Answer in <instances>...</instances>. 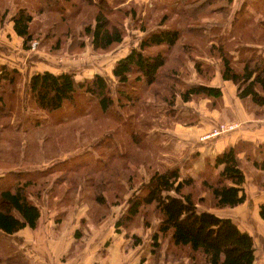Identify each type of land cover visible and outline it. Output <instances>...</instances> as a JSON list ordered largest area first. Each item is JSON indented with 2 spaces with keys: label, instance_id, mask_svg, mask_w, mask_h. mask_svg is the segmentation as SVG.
<instances>
[{
  "label": "trees",
  "instance_id": "obj_1",
  "mask_svg": "<svg viewBox=\"0 0 264 264\" xmlns=\"http://www.w3.org/2000/svg\"><path fill=\"white\" fill-rule=\"evenodd\" d=\"M117 1L122 2L0 0V25L10 15L15 31L23 37L24 45L28 46L27 43L35 36V16L51 9L57 13L54 16L57 21L53 30L61 38L65 34H70L73 39L81 34L91 35L94 48L107 50L123 41L126 34L124 17L131 13L136 16V10L121 6L116 10L114 5L118 4ZM175 1L178 2L174 3L172 11L180 16V25L162 26L147 32L142 37L139 48L133 47L114 64L112 71L117 79L116 83H111L101 73L77 78L71 71L56 73L43 70L31 75L27 90L28 100L46 110L47 118L49 115L56 117L52 123H47L44 118L30 113H26L21 120L19 115L17 129L21 128L26 132L29 128V125L25 127L26 122L34 127H52L54 124L65 123L73 117L75 109L89 112L90 105L96 101L103 114L112 117L113 111L115 112L113 121L117 124L114 128L125 132L130 148L123 150L118 145V138L115 139L113 134H109L107 139L104 136L99 140V146H113L108 157L100 154L96 158H90L89 156H94L92 153L81 158L70 156L52 161L43 167H36L27 158H20L16 162L3 159V166L7 167L0 173V264H34L23 253L11 250L12 245L7 244V235L26 226L37 227L41 209L35 201L36 195L40 197L46 191L55 196L66 178L71 181L73 189L69 192V186L66 192L68 194H82V189L95 185V194L90 193L89 196H93L101 205L108 201L107 189L111 203L114 204L122 203L125 200L123 194H129L128 205L118 218L117 226L131 227L129 225L136 221L144 208L152 207L159 219L150 242L156 251L162 250L166 242V253L174 257L186 255L192 264H254V236L242 230L232 217L209 209L235 206L245 201L243 182L246 173L236 147L230 146L218 154L215 162L209 164L198 177L183 174L179 166L163 169L154 166L148 179L139 172L143 160L132 151L136 145L142 148L152 145L147 136L149 129L158 122L155 118L165 114V124L171 125L170 117L175 119V105L179 96L185 101L200 96H209L216 100L222 96L219 86L206 83L213 78L216 67L200 57L202 53L199 48L202 49V43L206 44L211 53L208 54L218 58L223 77L238 84L240 97L248 98L256 106L264 108V48L246 45L237 47L235 51L239 55L235 57V51L227 46L232 29L226 36L220 29L219 32L211 33L210 27L208 32V21H198L199 15L202 16V11L207 12L204 8L212 0ZM230 1L233 3V0ZM225 7V3L219 4L211 7L210 11H227L228 15L230 12ZM114 11L121 12L123 17L114 18L110 15ZM208 14L204 13L203 16ZM248 18L243 21V28L241 25V28L234 31L244 37L245 34L247 36L249 32L255 33V29H259L255 35L257 41H264V17L251 20ZM164 22L165 20H161V25ZM162 45L166 47L145 51L148 47ZM190 61L194 62L196 74L204 82L185 80L183 74L190 73L187 70ZM18 73L19 70L15 67L1 65L0 138L12 121L15 108L22 103L17 89ZM79 93L85 95L82 103L78 101L79 108L76 104L71 109L66 108L70 101L76 102ZM27 108L20 109L26 111ZM124 109L129 110L130 115ZM3 119L6 121H2ZM132 154L135 158H131ZM42 159L39 158V161ZM154 161L158 164L156 159ZM254 163L264 169V157L257 158ZM220 164H224L223 169L215 173ZM60 170L62 174L53 179L51 185L50 178ZM112 187L116 189L114 194L109 192ZM98 212L102 215L101 211ZM260 214L264 218V201L260 205ZM134 237L136 241L141 239L136 233Z\"/></svg>",
  "mask_w": 264,
  "mask_h": 264
},
{
  "label": "crops",
  "instance_id": "obj_2",
  "mask_svg": "<svg viewBox=\"0 0 264 264\" xmlns=\"http://www.w3.org/2000/svg\"><path fill=\"white\" fill-rule=\"evenodd\" d=\"M233 3L264 4V0H233ZM233 7H235L234 4ZM12 8L14 9V6ZM245 8L241 9L239 7L237 18H242L243 14H246L249 20L257 19L259 16L264 17V5L261 9L250 6L246 8L247 10ZM257 9L260 10L257 11ZM232 11L234 12L235 10L232 9ZM254 12H256L255 15H252ZM204 17L208 18L206 15ZM241 25H243V22L240 23L236 19L232 22L231 28L228 31L221 30V33L227 34L232 29V38H230L234 44L230 47L231 51H235V48L245 45L259 47L260 49L264 48V41H257V37L255 36L259 29L255 33L250 32L249 39L247 40L245 37H241L239 32L234 31L245 26V24ZM250 27L252 28L253 26ZM143 33L144 31L142 30L141 34L143 35ZM124 39H126V36ZM129 46L128 48L119 49L110 57V65L103 66V69L106 70L105 73L101 68L102 66H96L94 69L95 65H90L89 59H82V61L74 62L75 64L65 65L59 62L57 58L48 57L47 54L41 51H32L25 48L23 37L15 31L14 21L8 15L5 24L3 26L0 25V69L1 65H6L19 70L18 75H20L21 81L19 84L22 85L19 87L21 88L19 94L24 103L22 108L25 107L26 109L24 100L27 97L28 84L33 73L43 70H50L56 73L71 71L76 72L77 78L90 77L95 73H101L109 81H112L115 80V75L112 71L113 66L119 58L125 56L132 49V45ZM237 52L235 51L237 54L235 57L239 55V52ZM200 57L213 64H217L213 78L206 81V83L219 86L223 94L220 98H216V100L209 96H200L188 101L183 100L180 96L177 98L175 119H173L171 125H168L164 129V133L168 134V139L166 138L164 141H168L169 144L167 145L166 156L172 158L173 164L179 166L183 174H191L198 177L209 164L215 162L218 154L230 146L236 147L237 154L246 173V178L243 182L246 193L245 201L235 206L210 207L209 209L218 214L232 217L242 230L250 232L254 236L256 245L254 264H264V239L263 242H260L259 248L255 233L257 228L264 231V218L260 214V205L264 201V169L257 167L254 163L257 158L264 157V108L256 106L248 98L243 99L240 97L238 94V84L231 79L223 77L218 58L207 53H203ZM85 60L87 61L86 63ZM107 67H109L108 70ZM188 81L204 82L200 77H195L193 80ZM177 116H179L178 119ZM225 120L239 121L241 125L235 130L222 133L218 136L207 139L201 138L203 133L210 130L220 121ZM18 130L23 131L24 129L19 128ZM153 133L157 134V132ZM156 137L158 138L159 136ZM43 159L46 160L47 158ZM58 159L63 158H49L50 162ZM162 167L166 168L170 166L166 165ZM223 167L224 164H220L215 169V173L221 171ZM159 168H161L160 165ZM44 193L47 194L46 191ZM61 194L63 195L64 193ZM62 195L61 197H63ZM60 200L63 201V198L56 200L55 207L52 209H49L45 205L46 210L49 209L52 212H56V217L52 215L45 221L43 220V207L45 206H43V203L40 204L35 198L41 209L38 226L34 228L26 226L7 235L8 239L10 238L11 242L18 246V252L23 253L32 263L192 264L190 258L186 255L174 257L172 254L166 253V242L162 250L156 251L153 249L154 246L150 244L151 235L158 224V218L157 222L147 227L153 229L149 240L144 241L141 233L135 229L138 227L130 225L131 227L128 230V227L117 226L116 222L119 216L115 220H112L110 217L105 220L95 219V221H91L90 216L83 212L86 208L82 207V210H79L77 213L78 207L82 206V204H75L72 207H76L74 210L75 216L66 217V213H64L66 211L61 207L69 204L60 202ZM124 201V203L122 202L123 204H117L122 207L119 208L120 215L127 207V199ZM43 202H45L44 198ZM53 202H50L51 205H53ZM58 206L61 208V216L58 214ZM66 207L68 208V206ZM201 207L206 208L205 205H201ZM90 221L96 223L94 224L98 226L97 229L109 226L104 231L108 232V234L99 236L98 238L97 236H92L91 238L84 235L81 236V230L83 232L87 231L85 226L89 225ZM140 225L143 227L142 221ZM252 227H254V230ZM135 233L141 237L139 241H136L134 237ZM84 238L87 240L84 241ZM258 252H261V254L258 255Z\"/></svg>",
  "mask_w": 264,
  "mask_h": 264
},
{
  "label": "rangeland",
  "instance_id": "obj_3",
  "mask_svg": "<svg viewBox=\"0 0 264 264\" xmlns=\"http://www.w3.org/2000/svg\"><path fill=\"white\" fill-rule=\"evenodd\" d=\"M185 1L187 2L188 0ZM177 2L178 1L175 0H122L121 3L117 1L118 4L114 5L115 9L116 8L118 9L120 8L119 6H121L128 10L131 9L136 10V16H133V14L131 13L127 17H124L126 39H124V41L118 44L112 45L107 50L94 48L91 35L84 36L81 34L75 39H73V37H71L70 34H65L61 38V36H59L58 33L54 32L53 30V26L57 21L56 18H54V16L57 13H54V10L48 9L46 10L48 12H41L35 16V20L33 24L35 30V36L32 40H30L27 43L28 46L24 45V47L32 51H41L47 54L48 57L52 56L53 58H57L59 62L65 65L75 64L76 61H82V59H87V60L89 59L90 65L92 64L95 65L94 69L96 68V66H102L101 68L105 73L106 70L103 69V66L106 67V65H110L109 62L111 60L110 57H112V55L115 52H117L119 49L128 48L130 47L129 45H132V48L133 47L139 48L142 37L150 30L162 26H169L175 24L179 26L181 20L180 16L178 14H174V12L172 11L175 6L174 3ZM223 3L226 4V7L224 9L229 10L230 12L228 15H226L228 13L227 11H223V12L217 11L216 13L210 11L211 7H215ZM233 4L235 7H233ZM262 4L263 3H250V4L232 3L230 0H212L211 4L205 7L206 9L204 8V10H206L207 12L202 11L201 13L202 16L199 15L198 18L200 19H198V21L201 20L208 21V32H209V27L211 28L210 30L211 33L217 32L219 29L220 32L223 29L225 31H228L229 28H231L232 22H234L237 19L236 16L238 14L237 11L239 7L242 9L244 7L248 8L249 6L253 8H256L257 6H259V8H263L264 4L263 5ZM30 5H33V3H30ZM232 9H234L235 11L233 12ZM204 13H209L207 19L206 17L203 16ZM110 15L116 19L123 17L122 13L117 11L111 12ZM166 15H168V17H166ZM243 16L242 18H238L240 23L243 22L247 17L246 14H243ZM161 20H165L164 24L162 25H161ZM4 24H2L1 26H3ZM143 28H147V29L144 30ZM142 30L144 31L143 35L141 34ZM224 36H226V34H224ZM244 37L247 40L249 39V35L246 36L245 34ZM231 38L229 44L227 45L230 47L233 46L234 44ZM121 44L122 46H120ZM201 46L202 49L199 48V50L201 51L202 54L210 53L205 43L204 44L202 43ZM165 47H166L165 45L155 46V47L151 46L148 47L145 51L157 50L159 48H165ZM211 56H213V54ZM86 62L87 61L85 60V63ZM194 66H195L194 62L190 61L189 68L187 69L188 71L190 70V73L187 72L186 74H183L186 81L193 80L195 77L198 78ZM214 67H217V64H214ZM108 68L109 67H107V70ZM19 76L20 75H18V77ZM116 80L117 79L115 77V80H112L110 82L114 84L116 83ZM19 83H21L20 77L18 78L17 81L18 92L21 90V88L19 87L22 86ZM84 96L85 95L83 93H79L76 97V102L70 101L66 105L67 106L66 108L71 109V107L74 106L73 104H76V107L79 108L80 106L79 102L82 103L84 101ZM24 101L26 103V106H28V111L27 110L22 111V109H20L24 105L23 102L21 103L20 107L17 106L14 112L12 113L13 114L12 122H10L7 125L6 131H3L2 137L0 138V173H2L3 169L5 170V167H7V166H3L5 165L3 159L10 161L13 160L16 162L19 161L20 158H27L28 161L31 162V164L35 165L36 167H43L51 161L49 160V158H66L70 156H74L75 158H81L84 156H89L91 155V153L94 156L93 157L89 156L90 158H96L100 154L102 156L108 157V154H110V152L113 150L112 148L113 146L102 145V144L101 146H99L100 145L99 140L101 137L104 136L107 139L109 137V134L110 135L113 134L115 139L116 137L118 138V145L122 146L123 150L127 151L130 148L129 147L130 144L128 141L129 139L125 138L126 137L125 132L114 128V126L116 127L117 124L116 121H113L114 119L113 116L115 117V112L113 111L112 117L108 114H103L102 110L99 109L100 107L96 104V101L94 104L90 105L89 112L86 111L79 112L78 111L79 109H75V114H73V117L70 118L65 123H58L56 125L54 124V126L52 127L51 126L47 127L43 125L34 127L31 125V123L26 122L25 127L29 125L28 126L29 128L26 132H24V130L20 131L18 129H15L17 126L19 115H20L19 120H21V118L25 117L26 113H30V115H35L42 119L44 118V120L47 123L50 122L52 123L56 117V115L55 116L49 115L48 116L49 118H47L48 112L38 107L34 102L29 101L28 96ZM124 112L130 115L129 110L124 109ZM131 119L134 120V118ZM166 119L167 116L165 114H161L160 117L155 118V120L158 121L157 124L153 125L152 129H149V133H148L149 135L147 136V138L150 144L152 145L145 148L136 145V147H134V149L132 150L133 153H136L137 156L141 160H143V162L140 164L139 172L141 175L143 176L145 175L146 179L150 177V173L153 171L154 166L159 167L160 165L161 169H163L162 166H166V165L170 167H175V165L171 160L172 158L166 156V149L168 147L167 145H169L168 141L166 140L164 141V139H166L168 135L167 133H164V129L167 127V124H165ZM173 119H174L173 117H170L169 123H172ZM2 121H6V120L3 119ZM225 121H234V120H225ZM213 127L207 132L211 131ZM154 130H156L155 132H157V134L153 133ZM205 133H203L202 135H204ZM156 136L159 137L155 138ZM39 158H47V159L46 160L42 159L41 161H39ZM128 158H130V156ZM131 158H135V155L131 156ZM155 159L158 161V164L155 163L154 161ZM28 165L30 166V164ZM61 174H62L61 170L54 173L53 174L54 177H51L49 181L54 182L53 179L58 178V176H60ZM61 184L62 187L61 189L59 188L60 191L58 196L55 197L50 195L49 193L47 194L44 193V196L43 194L40 197L36 195V200H38L40 204L43 203V206L46 205L49 207V209H52L55 207L54 204L56 200L62 198L61 193H64L62 195L64 197V200L63 201L60 200V202L68 203L69 205H71L73 201L70 207L67 204L61 207L65 209L66 212L64 213H66L65 215L66 217L75 216L74 210L76 209V207L72 208L75 204H82V206L78 207L77 213L79 212V210H82V207L86 208L85 210H83V212H85L86 215L88 214L90 216L91 221L92 220L95 221V219L96 220L98 219L95 217H99V218L103 217L104 220L110 217L112 218V220H115L116 217L118 216L120 217L119 208L122 207L121 205L111 203L112 201L108 195V189L106 191L108 201L106 202V204L101 205L97 203V201L93 198V196H89L90 193L95 194L94 192L95 185L88 186L87 188L82 189V194H76V193L68 194L66 192L68 191L70 192L73 190L71 187L72 186L71 181L68 178H66V180H64V182ZM69 186L70 189L68 190L67 188ZM112 188L113 189H111V191L109 192L114 194L116 192V189L115 187ZM123 195H124L123 198L127 200L130 197V195L126 193H124ZM43 198L45 202H43ZM50 202H53V205H51ZM116 202L118 201L116 200ZM126 203L128 205V201ZM46 206L43 207V220L45 221H47V219L50 218V216L52 215L56 217V212H52L49 209L46 210ZM66 206H68V208ZM61 208L59 207L57 209L59 212L58 214L60 216H61L60 214ZM95 208H98L99 210L98 209L95 210ZM98 211H101L102 215ZM157 218H158L157 212L153 210L152 207H146L143 209L142 214L136 219V221L133 222L132 226L138 227L135 229L139 233H141V235L144 238V241L149 240L151 231L153 229L147 227L150 226L152 223L157 222ZM91 221L89 225L85 226L87 228V231L83 232L81 230L82 233V234L80 233L81 236L84 235L85 237L88 238H91L92 236H97L98 238L99 236L108 234V232H104V231L107 228H109V226L108 227L104 226L97 229L98 226H95L96 223L94 222L95 223L94 224ZM141 221L143 222V227H141L140 225ZM252 228L254 230V227ZM129 229L130 227H128V230ZM255 231L254 232L256 233V237L258 239V246L260 248L261 245L260 242H263L264 239V231L258 228ZM83 240L85 241L87 239L84 238ZM103 240H105V238H103ZM7 244L12 245L11 250L13 249L16 252H18V248H17L18 246L12 243L10 238L8 239ZM259 254H261V252L260 253L258 252V255Z\"/></svg>",
  "mask_w": 264,
  "mask_h": 264
},
{
  "label": "built area",
  "instance_id": "obj_4",
  "mask_svg": "<svg viewBox=\"0 0 264 264\" xmlns=\"http://www.w3.org/2000/svg\"><path fill=\"white\" fill-rule=\"evenodd\" d=\"M241 123L239 121H221L213 129L204 135H202V139H207L213 136H218L222 133L229 132L237 129Z\"/></svg>",
  "mask_w": 264,
  "mask_h": 264
}]
</instances>
